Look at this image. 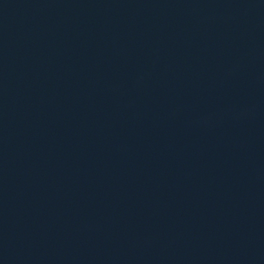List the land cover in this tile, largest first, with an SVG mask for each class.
<instances>
[{"label": "water", "instance_id": "1", "mask_svg": "<svg viewBox=\"0 0 264 264\" xmlns=\"http://www.w3.org/2000/svg\"><path fill=\"white\" fill-rule=\"evenodd\" d=\"M0 264H264V0H0Z\"/></svg>", "mask_w": 264, "mask_h": 264}]
</instances>
